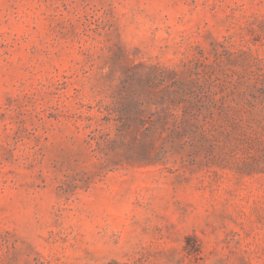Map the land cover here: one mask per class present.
<instances>
[{
	"label": "rangeland",
	"instance_id": "374dc122",
	"mask_svg": "<svg viewBox=\"0 0 264 264\" xmlns=\"http://www.w3.org/2000/svg\"><path fill=\"white\" fill-rule=\"evenodd\" d=\"M0 264H264V0H0Z\"/></svg>",
	"mask_w": 264,
	"mask_h": 264
}]
</instances>
